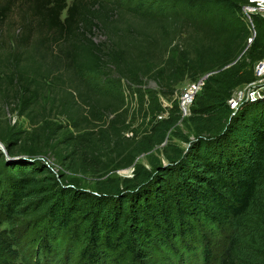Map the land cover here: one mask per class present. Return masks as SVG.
<instances>
[{
  "label": "trees",
  "instance_id": "16d2710c",
  "mask_svg": "<svg viewBox=\"0 0 264 264\" xmlns=\"http://www.w3.org/2000/svg\"><path fill=\"white\" fill-rule=\"evenodd\" d=\"M245 2L0 0V25L18 9L23 29L5 67L0 63V98L8 104L11 97L13 111L31 124L18 132L0 122L8 154L21 156L6 163L0 152V164L15 175L9 186L0 185V218L14 222L41 180L58 185L48 167L28 158L52 155L66 170L101 178L112 167L104 156L114 168L133 166V177L100 179L96 194L59 186L46 196L43 257L60 254L67 242L81 246L88 264H106L124 251L142 261V246H157L161 263L182 255L191 262L198 249L197 264H240L238 253L251 249L264 255V100L247 102L233 115L227 105L234 88L255 79L254 65L264 57L259 15H252L257 34L246 49ZM96 32L105 39L94 41ZM210 71L182 121L193 138L178 124L179 103L141 137H124L130 124L123 80L130 87H140L144 77L156 80L160 91H137L141 105L146 101L161 113L159 95L170 98L185 77ZM55 113L65 115L74 132L52 121ZM107 113L113 117L102 120ZM158 145L166 164L157 155L148 157L150 168L135 162ZM199 224L210 234L202 235L203 247L195 245ZM218 236L222 248L213 243ZM170 240L182 253L170 252ZM31 254L37 259V250ZM0 264L18 263L3 258Z\"/></svg>",
  "mask_w": 264,
  "mask_h": 264
},
{
  "label": "rangeland",
  "instance_id": "374dc122",
  "mask_svg": "<svg viewBox=\"0 0 264 264\" xmlns=\"http://www.w3.org/2000/svg\"><path fill=\"white\" fill-rule=\"evenodd\" d=\"M20 11L18 9L12 11V13L1 22L0 25V63L2 67H5V60L4 58L7 56V53L12 51L17 45L18 36L22 33L23 29L20 25L19 16ZM94 41L100 42L105 39L104 34L96 32L93 36ZM143 84L140 87L130 85L123 80L124 83V100H125V107L127 108V116H126V123L130 124V129L124 133L125 138H133L141 137L143 133L152 127V124L156 120H162L168 117L169 113L167 109H171L175 103H179L178 97L180 96L182 90L186 85L192 81L189 77H185L183 81L175 86L174 92L172 93L170 98L163 97L159 95V102L161 107L164 109L161 113H153L149 109V104L144 101V104L141 105L140 100V92L137 90L140 88L143 92L146 90H154L160 91L161 85L154 80L152 77H144ZM137 91V92H136ZM11 92V91H10ZM10 94L9 96H11ZM201 95V92L197 94L195 99L198 100V97ZM146 100V96L144 97ZM194 103V101H193ZM193 103L191 104L192 108ZM15 103L11 97L8 98V104L3 103V97L0 98V122L3 124H8L10 127L15 128V131H30L31 124L26 118V116L20 115L17 111H13ZM113 116L110 114H105L102 117V120H110ZM187 120V116H181L180 122L178 123L182 131L191 138L192 132L188 131L187 128L183 125L182 121ZM56 124L58 123L62 127H68L71 131L74 129L69 125V120L65 115H60L55 113L52 118ZM74 132V131H73ZM171 131L167 133V137L170 138ZM176 143H178L182 148L186 147V144L182 141L174 138L173 139ZM3 144V148H0V152H2L3 157L2 160L6 163H12L19 160V157L10 156L7 151L6 142L0 141ZM164 145V143H162ZM159 145L154 147L152 151L148 153H142L137 156L135 162L143 163L147 168H150L148 163V157L157 155L160 157L162 163L166 164L165 158L159 153ZM26 157V156H25ZM102 161L105 162V165L112 166L110 167L103 176L97 177L92 175L91 173H84V172H71L63 165H60L52 155H38L32 158H28L32 160V162H41L43 165L48 167L52 173V177L54 176L57 178L58 185L52 186L48 185L45 181L41 180V175L37 177L40 179L39 188L32 189V192L28 197H25L26 206L23 210L19 211L15 215L14 222H10L4 217L0 218V242H6L8 247L0 249V259H6L11 262H16L18 264H88L87 259L82 257L81 254V246L77 247L75 245H71L69 242L62 247L60 250V254H56L53 251L46 254V257H43V254L46 252L43 249L41 244V238L43 237L45 227L43 228V223L45 220H49L48 217V209L50 208V203L46 196L51 195L52 191H57L59 186L62 188L65 187H74L82 189L86 192L91 194H96V181L106 178V177H133V170L134 167H117L114 168L115 162H112L111 159L106 160L104 156H101ZM5 163V164H6ZM115 165V166H114ZM62 175L64 177H62ZM14 172L11 171L7 166L4 164H0V185L5 183L6 186H9L11 183V177H14ZM81 227V226H80ZM202 225L199 224L197 226V230L199 232L198 237L195 240V245L199 247H203L207 240H204L202 235H206L207 238L210 239V234L204 228H201ZM73 228V227H72ZM81 230V229H80ZM63 235V234H62ZM221 238V237H220ZM218 237H212L213 243H216L218 246V242L221 243V248L224 243L223 239ZM221 240V241H218ZM169 249L170 252L175 253V249L179 253V248L173 241H169ZM159 249L157 246L154 248H150L149 246H142L141 251L145 253L146 257L142 261L138 259L137 261L133 259V255L124 251L123 254L117 255L113 259L107 260L106 264H188L187 257L182 255V259L176 261L172 259H164V263H161L160 257L158 256L155 249ZM175 248V249H174ZM33 250H37V259H35V255L31 254ZM174 250V251H173ZM245 254L241 253L239 255L241 262L240 264H263L264 255L261 252L254 251L253 249L243 251ZM31 256H30V255ZM117 254V253H116ZM200 251L199 249L194 251L191 256L190 264H197V257L199 256ZM246 262V263H244Z\"/></svg>",
  "mask_w": 264,
  "mask_h": 264
},
{
  "label": "built area",
  "instance_id": "2783aa9c",
  "mask_svg": "<svg viewBox=\"0 0 264 264\" xmlns=\"http://www.w3.org/2000/svg\"><path fill=\"white\" fill-rule=\"evenodd\" d=\"M245 1L246 2L241 7V11L243 19L246 20L249 30V35L247 37V49L254 41L257 34L254 20H252V15H259L264 20V0ZM213 73L214 71H210L208 73L201 74L184 87L178 97L181 116L190 115L191 104L195 100V96L203 89L208 81V77ZM253 74L255 79L238 86L231 91L227 100V105L229 106L232 115L247 102L264 100V57L255 63ZM0 148H3V144L1 142Z\"/></svg>",
  "mask_w": 264,
  "mask_h": 264
}]
</instances>
